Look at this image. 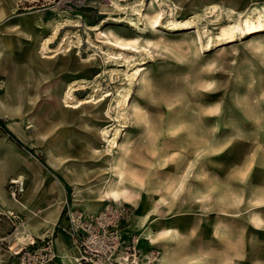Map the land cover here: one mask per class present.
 <instances>
[{"label": "rangeland", "instance_id": "1", "mask_svg": "<svg viewBox=\"0 0 264 264\" xmlns=\"http://www.w3.org/2000/svg\"><path fill=\"white\" fill-rule=\"evenodd\" d=\"M258 13L264 0H0V120L21 144L0 128V264L44 247L72 264L71 225L108 211L142 262L264 264V229L208 215L182 170L220 144L264 147V30L220 35Z\"/></svg>", "mask_w": 264, "mask_h": 264}, {"label": "crops", "instance_id": "2", "mask_svg": "<svg viewBox=\"0 0 264 264\" xmlns=\"http://www.w3.org/2000/svg\"><path fill=\"white\" fill-rule=\"evenodd\" d=\"M82 104L77 103V105L67 107L78 108ZM102 132L105 134L106 131ZM240 141L242 144L246 139L241 136ZM231 148L230 143L218 145L217 150L211 154L212 162L208 167L200 165V167L182 169L183 175L186 176L183 185L187 188L192 184L193 189L209 192L202 199L211 203L210 206L207 204V207L210 208L208 215L215 214L223 219L240 221V223L255 229H264V214H261L259 210L264 208V149H262L264 147H256L253 151L243 152H234L230 150ZM123 149L124 146H120L119 155ZM121 178L120 166L115 164L112 168L111 178L104 189L103 195L107 199L117 201L120 197L125 196L124 190H118L116 185L122 180ZM110 189L115 192L114 197L109 194ZM205 206L206 204L200 203L195 207L204 208ZM251 211L254 212L249 214ZM147 228L141 236L151 237L152 232L150 235H146Z\"/></svg>", "mask_w": 264, "mask_h": 264}, {"label": "built area", "instance_id": "3", "mask_svg": "<svg viewBox=\"0 0 264 264\" xmlns=\"http://www.w3.org/2000/svg\"><path fill=\"white\" fill-rule=\"evenodd\" d=\"M117 216V211H108L71 225L74 264H153L155 258H148L154 255L153 251L142 262L144 259L138 255L135 246L137 237L132 236L130 243L124 245ZM27 256H23V261L27 259V264H45L56 255L51 247H44L33 257Z\"/></svg>", "mask_w": 264, "mask_h": 264}, {"label": "bare ground", "instance_id": "4", "mask_svg": "<svg viewBox=\"0 0 264 264\" xmlns=\"http://www.w3.org/2000/svg\"><path fill=\"white\" fill-rule=\"evenodd\" d=\"M255 5L258 6V4H255ZM214 11H215V9H214ZM148 19H149L148 21H149L150 25L152 26L153 24H156L159 21L160 14L157 12L155 15H153V17H151V18L149 17ZM262 26H264V13H258L255 16V18H250L246 14H244V15H241L233 23H230L227 26L222 27L220 30V35L225 37V38H229V37L231 38V35L237 31L245 32L246 34H250V33H254L257 31L264 30V28H261ZM177 29H181V28H173L172 30H177ZM227 41L229 42L230 39H228ZM115 44L121 48H126L129 45L132 46V44H129V42H123L121 39L120 40L115 39ZM141 72L142 71H140V72L138 71V73H137V71H136V76L140 77ZM70 95H71L70 92H66V97L69 98ZM89 101L90 100H84L83 102L77 101L73 104H68L67 106L77 105V103L78 104L88 103ZM109 194L112 195L113 197L115 196V192L111 191V189L109 191ZM67 257L69 258V260H71L72 264H74V260H73L74 255H69ZM155 259L157 260V257H155ZM93 264H98V263H93Z\"/></svg>", "mask_w": 264, "mask_h": 264}, {"label": "trees", "instance_id": "5", "mask_svg": "<svg viewBox=\"0 0 264 264\" xmlns=\"http://www.w3.org/2000/svg\"><path fill=\"white\" fill-rule=\"evenodd\" d=\"M0 128L2 129V131L4 133H6L7 135H9L18 145H21L17 140L14 139V137L11 135V133L4 127L2 121L0 120Z\"/></svg>", "mask_w": 264, "mask_h": 264}]
</instances>
